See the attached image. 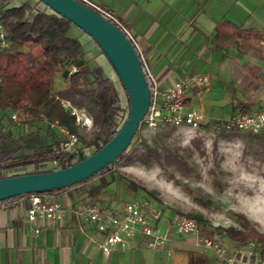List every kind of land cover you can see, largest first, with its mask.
<instances>
[{
    "label": "crops",
    "instance_id": "obj_1",
    "mask_svg": "<svg viewBox=\"0 0 264 264\" xmlns=\"http://www.w3.org/2000/svg\"><path fill=\"white\" fill-rule=\"evenodd\" d=\"M92 1L129 30L160 88L208 77V85L187 89L189 108L204 113L195 100L210 97L240 114L264 110V0ZM44 195L60 201L67 212L61 222L39 220V233L28 219L30 195L0 203V264H228L196 235L173 234L167 246L154 250L139 234L105 254L104 235L74 213L83 207L78 187ZM116 210L102 211L123 215V207ZM259 264H264L263 249Z\"/></svg>",
    "mask_w": 264,
    "mask_h": 264
},
{
    "label": "rangeland",
    "instance_id": "obj_2",
    "mask_svg": "<svg viewBox=\"0 0 264 264\" xmlns=\"http://www.w3.org/2000/svg\"><path fill=\"white\" fill-rule=\"evenodd\" d=\"M26 1L31 4L38 2L13 0L12 5L20 6ZM44 8L45 5L40 3L39 9ZM69 35L78 38L83 44L84 70L89 72L97 66H104L107 76L111 75L115 79L127 114L128 95L109 58L96 41L77 25L73 24ZM40 51L39 48L32 49L35 54H40ZM63 71L64 67L55 74L53 93L64 89L68 83ZM76 108L82 122L77 124L78 143L69 151L76 154L73 162L80 158L81 151L86 156L91 154V142L98 132L89 111L95 106L89 103L88 107ZM195 108L203 109L204 112L199 111L204 116V121L198 130L188 127L174 128L167 124L152 128L143 121L126 154L110 164L104 175L110 182L109 185L98 192L95 191L92 188L100 184V179L97 178L92 183L78 187L82 206H97L101 210L118 212L114 211L115 208H125L129 202H142L147 212L158 216L161 227H167L170 219L176 214L193 218L196 215L202 216L203 221H199L197 238H209L220 245L227 244L225 246L232 249L241 246L230 239L225 230L232 226L242 228L236 213L245 214L252 224L264 233V146H249V134L246 132H239L231 139L222 133L219 122L223 124L229 118L240 114L232 105L215 104L212 98L206 97L197 98ZM0 127L14 138L13 143L3 141V148L11 150L19 147L17 156H31L36 148L54 142L55 136L63 137L57 128L49 125L44 119L32 120L17 113H4L1 109ZM144 142L164 152L166 149L179 152L193 168L192 172L185 175L176 167L163 168L155 161L150 165L138 162L135 156L142 151ZM56 168L54 163L48 162L40 165L38 170L49 171ZM35 170L34 165H29L26 168L9 170L6 174H24ZM133 183L147 188L153 195L141 189H134ZM250 244L246 247L253 249ZM254 249L260 253L263 248L258 244Z\"/></svg>",
    "mask_w": 264,
    "mask_h": 264
},
{
    "label": "trees",
    "instance_id": "obj_3",
    "mask_svg": "<svg viewBox=\"0 0 264 264\" xmlns=\"http://www.w3.org/2000/svg\"><path fill=\"white\" fill-rule=\"evenodd\" d=\"M78 1L92 8L82 0ZM40 3L43 2L38 0L36 4H31L26 1L20 6H13V0H0V22L4 26L10 43L9 48L0 47V109L4 113H17L21 117H28L32 120L44 119L49 125L58 123L76 133V117L71 115L70 110L64 106L63 102H69L72 106L80 108L88 107L89 103H92L95 108H90L89 111L98 132L91 142L93 147L91 154L86 156L81 151L80 158L73 162L76 154L60 149L63 140L61 136H55L54 142L36 148L31 156H17L19 147L11 150L3 148V141L13 143L14 138L0 127V179L22 175H7L6 173L12 169L26 168L29 165H34L36 170L24 174L52 172L71 167L106 146L123 128L130 115V98L126 88L129 100L127 114L116 85L107 76L104 68L97 66L89 72L82 68L84 65L83 44L78 38L69 35L73 23L44 3L45 8L40 10ZM96 11L126 34L111 17ZM33 48H39L40 54L33 53ZM102 52L104 53L103 50ZM72 65L80 67L81 70L70 74ZM63 67V75L69 79V85L67 88L53 93L55 74ZM146 77L152 90L153 82L148 74ZM247 112L243 110V113ZM218 125L222 126V133L226 134L229 139L240 132L228 131L220 122ZM226 132L233 134L229 135ZM246 133L249 134V146H258L259 148L264 146V130L258 133ZM132 143L133 141L130 146ZM127 151L128 149L117 159L124 156ZM135 159L144 165H150L155 161L163 168L176 167L185 175L193 170L179 152L172 149H166L164 152L147 142H144L142 151L136 153ZM48 162L54 163L57 168L49 171L38 170L40 165ZM109 166L91 178L71 187L41 193L50 194L76 188L92 183L97 178L100 179V184L92 189L98 192L110 183L104 176ZM133 187L153 195V192L137 186L135 183H133ZM24 196L27 195L17 196L0 203ZM236 217L242 223V228L229 227L225 230L226 235L237 242L239 246L257 242L264 250V233L259 231L245 214L236 213ZM194 218L198 222L203 221L202 216L196 215Z\"/></svg>",
    "mask_w": 264,
    "mask_h": 264
},
{
    "label": "built area",
    "instance_id": "obj_4",
    "mask_svg": "<svg viewBox=\"0 0 264 264\" xmlns=\"http://www.w3.org/2000/svg\"><path fill=\"white\" fill-rule=\"evenodd\" d=\"M82 1L95 10L111 17L122 27L134 44L133 36L119 19L92 0ZM9 46L10 43L6 31L0 22V47L9 48ZM80 70V67L72 65L69 73L72 74ZM144 71L152 80V76L146 66H144ZM208 84L209 79L206 76H193L166 89H162L153 83L151 105L144 121L152 128L159 124H167L174 128L188 127L192 130H198L202 127L204 116L199 111L187 106L186 91L192 85L202 86ZM63 104L70 110L71 115L76 117V124H80L82 118L78 109L69 102H63ZM51 126L57 128L58 132L63 136L60 144L62 151H70L78 143V135L76 133L60 126L58 123H53ZM223 127L228 131L261 132L264 130V110H255L233 116L223 123ZM66 212V208L60 201L51 200L41 193L30 194L28 219L37 233L40 232L39 220H47L50 223L61 222ZM74 213L77 217L88 218L104 235L101 248L105 254H110L116 246H125L127 240L139 234L147 239L148 248L158 250L167 246L173 234L194 236L200 230V223L195 218L185 214L174 215L170 219L168 226L163 229L157 220L158 216H153L147 212L142 202L127 203L123 215L103 212L97 206H83L74 210ZM201 242L205 248L212 249L218 258L228 264H259V252L254 249L258 245L257 242H251L250 246L254 247L253 249L246 246L232 249L225 245H220L209 238H203Z\"/></svg>",
    "mask_w": 264,
    "mask_h": 264
},
{
    "label": "water",
    "instance_id": "obj_5",
    "mask_svg": "<svg viewBox=\"0 0 264 264\" xmlns=\"http://www.w3.org/2000/svg\"><path fill=\"white\" fill-rule=\"evenodd\" d=\"M40 1L81 28L104 51L127 90L130 115L106 146L71 167L0 179V202L21 195L71 187L91 178L128 149L151 105V88L142 58L127 34L78 0Z\"/></svg>",
    "mask_w": 264,
    "mask_h": 264
}]
</instances>
